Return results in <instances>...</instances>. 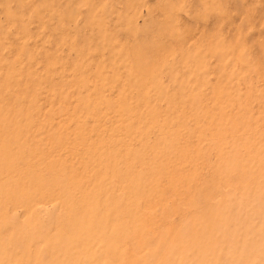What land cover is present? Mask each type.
<instances>
[{"label": "rangeland", "instance_id": "1", "mask_svg": "<svg viewBox=\"0 0 264 264\" xmlns=\"http://www.w3.org/2000/svg\"><path fill=\"white\" fill-rule=\"evenodd\" d=\"M0 264H264V0H0Z\"/></svg>", "mask_w": 264, "mask_h": 264}]
</instances>
